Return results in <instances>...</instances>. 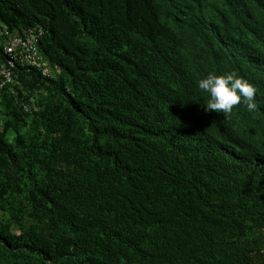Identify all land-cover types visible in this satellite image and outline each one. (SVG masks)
<instances>
[{"label": "trees", "instance_id": "1", "mask_svg": "<svg viewBox=\"0 0 264 264\" xmlns=\"http://www.w3.org/2000/svg\"><path fill=\"white\" fill-rule=\"evenodd\" d=\"M0 25L51 69L0 98V264H264V0H0ZM208 72L256 108L206 113Z\"/></svg>", "mask_w": 264, "mask_h": 264}, {"label": "clouds", "instance_id": "2", "mask_svg": "<svg viewBox=\"0 0 264 264\" xmlns=\"http://www.w3.org/2000/svg\"><path fill=\"white\" fill-rule=\"evenodd\" d=\"M5 29L9 30L8 27L0 25V34H1L0 38H2V34L4 33ZM13 33H17V32H13ZM18 34H22V33H18ZM41 35L42 33H39L38 36H41ZM38 43H37V48H38ZM2 44H4L3 39H2ZM3 51H4V47H3ZM7 56L9 57V61H11L12 58L10 57V55H7ZM262 64L264 66V62ZM6 65L9 66L8 63ZM24 66H29V65H26V64L22 65V64L15 63L14 67L12 68V79L10 82L6 83L5 87L3 88L0 94V98L5 88H7L11 84L14 85V82L18 77L15 73V69H17L18 67H24ZM29 67H32V66H29ZM34 68H37V67H34ZM50 72H51V69H50ZM41 74L43 77H51V73L48 76L43 75L42 72ZM0 81H1V76H0ZM196 87L202 93H205L207 95L206 103L204 104V107H203L206 113L207 112L229 113L232 111L234 106L241 104V103L244 104L250 110H254L257 106L256 101L254 99L256 95L255 87L235 72H226L224 74L208 72L206 75H204L202 78L196 81ZM34 100L35 99H32V104H34ZM32 106H29L26 104L24 108L26 111H29V109ZM34 109L38 110V107L35 104H34ZM255 161L257 162L260 168L264 169V155L262 158H259Z\"/></svg>", "mask_w": 264, "mask_h": 264}, {"label": "built area", "instance_id": "3", "mask_svg": "<svg viewBox=\"0 0 264 264\" xmlns=\"http://www.w3.org/2000/svg\"><path fill=\"white\" fill-rule=\"evenodd\" d=\"M2 39L4 41V54L10 55L12 60L8 62L9 66L0 65V94L6 83L12 79V68L15 63L37 67L43 75H50V68L37 48L38 39L36 36L25 32L22 34L13 33L5 29Z\"/></svg>", "mask_w": 264, "mask_h": 264}]
</instances>
